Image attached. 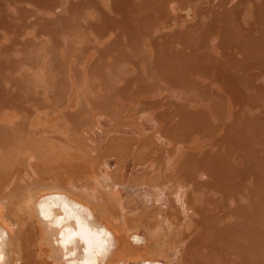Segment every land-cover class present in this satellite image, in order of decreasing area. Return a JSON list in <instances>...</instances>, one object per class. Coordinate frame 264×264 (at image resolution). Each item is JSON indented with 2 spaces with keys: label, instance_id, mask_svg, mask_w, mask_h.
Here are the masks:
<instances>
[{
  "label": "bare ground",
  "instance_id": "6f19581e",
  "mask_svg": "<svg viewBox=\"0 0 264 264\" xmlns=\"http://www.w3.org/2000/svg\"><path fill=\"white\" fill-rule=\"evenodd\" d=\"M56 194L98 264H264V0H0V264L91 258Z\"/></svg>",
  "mask_w": 264,
  "mask_h": 264
},
{
  "label": "clouds",
  "instance_id": "9594fccd",
  "mask_svg": "<svg viewBox=\"0 0 264 264\" xmlns=\"http://www.w3.org/2000/svg\"><path fill=\"white\" fill-rule=\"evenodd\" d=\"M163 194L161 193V198ZM159 202V201H157ZM40 215L45 221L49 222L52 228H62L61 244L64 246L68 257H76L78 247L76 245V238H80L81 242H86L87 247L84 249L86 255L90 259H72L70 264H98L96 257H106L111 248V235L104 228H99L97 231L93 228L89 230L88 221H93L94 217L91 212L83 205L75 201H69L64 195L56 194L43 197L37 204ZM59 209L61 215H56L54 210ZM86 217V219H85ZM70 222L75 223V230L70 226ZM103 237V239H101ZM134 243L142 242L140 238L134 237ZM69 246L71 251L68 250ZM94 249V251H90ZM103 264V259L99 261Z\"/></svg>",
  "mask_w": 264,
  "mask_h": 264
}]
</instances>
